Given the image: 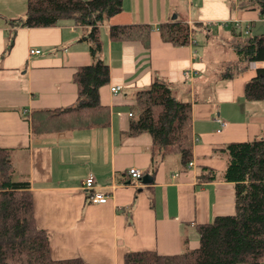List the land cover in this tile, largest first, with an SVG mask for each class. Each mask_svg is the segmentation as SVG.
Here are the masks:
<instances>
[{
  "label": "crops",
  "instance_id": "obj_1",
  "mask_svg": "<svg viewBox=\"0 0 264 264\" xmlns=\"http://www.w3.org/2000/svg\"><path fill=\"white\" fill-rule=\"evenodd\" d=\"M26 2L0 0V147L11 149L15 179L30 183L35 219L49 232L52 257L125 264L127 251L172 255L198 247L197 225L236 210L235 182L223 178L227 145L264 137V100L245 97L246 82L264 61L224 78L226 64L236 58L228 52L219 59V44L210 40L217 36L232 50L234 21L253 29L256 20L264 21L259 9L252 17L241 14L240 0H123L121 13L101 26L110 81L100 87V98L110 108V124L42 134L32 129L31 110L77 101L73 74L93 61L84 38L90 27L72 21L19 26L12 49L2 57L11 31L7 18L24 15ZM174 14L191 29L186 44L161 36L160 25ZM130 23L152 27L148 45L108 37L109 26ZM157 78L192 104L193 165L184 166L178 154L162 155L149 132L126 134L136 91ZM116 84L121 88L113 92ZM218 117L226 122L221 131ZM130 167L141 169L142 177L133 178ZM90 174L97 189L111 192L107 202H91L82 188ZM146 174L152 180L144 182Z\"/></svg>",
  "mask_w": 264,
  "mask_h": 264
},
{
  "label": "trees",
  "instance_id": "obj_2",
  "mask_svg": "<svg viewBox=\"0 0 264 264\" xmlns=\"http://www.w3.org/2000/svg\"><path fill=\"white\" fill-rule=\"evenodd\" d=\"M254 1L264 17V0H240L245 7ZM22 16L7 18L10 30L2 57L13 47L19 26H54L64 21L90 27L93 61L76 68L77 101L64 107L31 110L32 129L48 134L63 130L106 127L110 108L100 98V87L110 81L109 64L102 58V24L123 10V0H27ZM108 37L114 41L150 42L152 27L147 23L114 24ZM162 38L173 44L190 40V27L177 18L159 27ZM232 26L228 39L236 60L229 61L224 78H233L252 61H264V31ZM248 100H264V67L245 85ZM135 112L126 134L149 132L162 155L178 154L184 166L193 159L192 104L177 97L159 78L135 93ZM227 167L223 178L235 182L236 210L197 225L199 246L182 253L164 255L157 251H127L125 264H264V137L234 141L226 147ZM16 165L11 149L0 147V264H87L82 257L55 259L51 255L49 232L38 226L34 198L27 180L15 179ZM155 169H153L154 171ZM215 177L216 173L213 174Z\"/></svg>",
  "mask_w": 264,
  "mask_h": 264
},
{
  "label": "built area",
  "instance_id": "obj_3",
  "mask_svg": "<svg viewBox=\"0 0 264 264\" xmlns=\"http://www.w3.org/2000/svg\"><path fill=\"white\" fill-rule=\"evenodd\" d=\"M234 22H235V26L245 28L246 31H248L250 29V25H251L250 23L242 24V22L240 20H235ZM30 52L32 54L33 53H40L41 49H32V50H30ZM183 74L186 77L191 76V73L189 70L183 71ZM120 88H121V85L116 84V85H113L111 87V90L113 92H118L120 90ZM217 120L221 124V128L218 130L221 131L222 128H224L226 126V122L220 117H218ZM193 163L194 162L192 160L189 162L190 165H193ZM128 172L135 179H139L143 175L142 174L143 171L137 167H130ZM82 188L85 190H88L89 198H90L91 202H93V203H105L111 197V192L96 188V179H95V176L93 174H90V176L85 178V180L82 183Z\"/></svg>",
  "mask_w": 264,
  "mask_h": 264
},
{
  "label": "rangeland",
  "instance_id": "obj_4",
  "mask_svg": "<svg viewBox=\"0 0 264 264\" xmlns=\"http://www.w3.org/2000/svg\"><path fill=\"white\" fill-rule=\"evenodd\" d=\"M255 4H254V1L253 2H250V4H248V5H246L245 7H242V9H240L241 10V14H243V13H249V14H251V16L252 17H258V9L255 7V8H253V6H254ZM252 6V7H251ZM183 13L181 12V14H180V16H179V19H183ZM229 29H227V31H228ZM264 31V21H262V20H256V25L253 27V29H252V31H251V33L252 34H257V33H261V32H263ZM202 39H204L203 37H202ZM201 39V40H202ZM210 42L214 45V44H219V45H217L216 47H219V49H217V51H218V53H217V57L219 58V59H224V58H226L227 56H228V52H230L231 53V55H232V57L233 58H237L236 57V54L232 51V50H230V48H229V45L227 44V43H225L224 41H222V39L221 38H217V36L216 37H212L211 38V40H210ZM220 42H222L223 43V46L221 45V43ZM214 48V47H213ZM215 49V48H214Z\"/></svg>",
  "mask_w": 264,
  "mask_h": 264
},
{
  "label": "water",
  "instance_id": "obj_5",
  "mask_svg": "<svg viewBox=\"0 0 264 264\" xmlns=\"http://www.w3.org/2000/svg\"><path fill=\"white\" fill-rule=\"evenodd\" d=\"M173 18H174V19L176 18V14L173 15ZM150 180H152V178H151V176H150L149 174H146V175L144 176V178H143V181H144V182H148V181H150Z\"/></svg>",
  "mask_w": 264,
  "mask_h": 264
}]
</instances>
